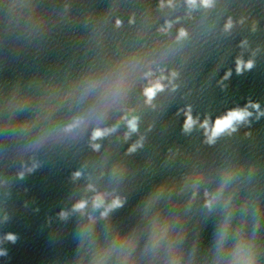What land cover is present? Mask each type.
Listing matches in <instances>:
<instances>
[{"label":"water","instance_id":"1","mask_svg":"<svg viewBox=\"0 0 264 264\" xmlns=\"http://www.w3.org/2000/svg\"><path fill=\"white\" fill-rule=\"evenodd\" d=\"M161 0H0V102L6 89L33 74L74 75L91 63L107 64L136 53H151L155 61L135 77L125 107L139 117L138 132L124 140L126 127L117 110L107 124L119 123L114 134L99 141L93 153L86 138L66 153L43 158V165L23 180L17 172L20 157L0 144V264H62L74 249L71 223L57 218L61 208L83 194L85 181L73 183L70 174L84 167L122 162L129 168L131 187L137 189L129 205L117 213L127 221L133 204L160 180H178L198 166L205 169L208 187H214L224 166L238 167L237 217L264 214V116L256 118L213 146L203 143L200 123H209L229 110L258 103L264 111V0H214L211 8L189 10L185 0L161 7ZM121 20L116 26L115 20ZM232 20L231 29L225 30ZM167 32L160 28L165 22ZM183 27L188 36L175 41ZM253 61L251 69L236 72V61ZM158 69L172 81L157 94L154 106L142 94L143 72ZM230 73V74H229ZM167 84V80L164 81ZM198 119L191 133L183 132L185 112ZM2 111V108H0ZM4 130L0 124V132ZM143 137V147L126 155ZM38 209V211H37ZM6 217V219H5ZM219 213L204 225L205 244L211 240ZM17 236L15 243L4 240ZM260 254L264 260V219L259 225Z\"/></svg>","mask_w":264,"mask_h":264},{"label":"clouds","instance_id":"2","mask_svg":"<svg viewBox=\"0 0 264 264\" xmlns=\"http://www.w3.org/2000/svg\"><path fill=\"white\" fill-rule=\"evenodd\" d=\"M189 10L211 8L214 0H185ZM168 7L173 0H166ZM165 7V0H161ZM117 27L121 20L116 19ZM172 26L166 21L161 32ZM231 29L232 20L225 24ZM181 27L175 41L187 38ZM151 53H136L107 64L91 63L74 75L33 74L31 83L23 78L6 89L0 102V144L9 146L20 157L17 172L23 180L43 165V158L66 153L86 138L87 147L100 153L103 139L117 132L120 124H107L120 111V121L126 127L124 140L138 132L139 117L125 107L135 77L142 68L155 61ZM253 61H236V72L251 69ZM156 75L150 68L143 72L147 83L142 94L146 105L167 87L173 90L177 73L166 77L163 69ZM230 74V73H229ZM167 80V84L164 82ZM254 109L256 118L264 116L258 103L229 110L214 123L205 119L203 143L213 146L239 126L249 123ZM183 132L191 133L198 123L189 108L185 112ZM143 137L126 150L131 155L143 147ZM239 169L234 164L223 167L214 187L205 181V169L195 166L180 174L178 180L163 179L141 192L131 208L130 218L123 221L117 213L129 205L137 189L131 187L129 168L122 162L111 166L100 164L92 171L84 167L70 174L73 183L81 180L83 194L56 214L65 226L71 223L74 249L62 264H264L258 239L264 214L255 216L249 227L247 212L236 215ZM38 211V209H37ZM218 212L212 238L205 244L204 225ZM6 219V217H5ZM17 236L6 233L4 240L15 243ZM6 255L0 247V256Z\"/></svg>","mask_w":264,"mask_h":264}]
</instances>
